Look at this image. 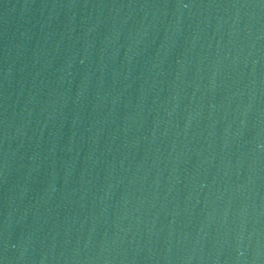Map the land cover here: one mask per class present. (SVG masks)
Here are the masks:
<instances>
[{
	"label": "water",
	"instance_id": "95a60500",
	"mask_svg": "<svg viewBox=\"0 0 264 264\" xmlns=\"http://www.w3.org/2000/svg\"><path fill=\"white\" fill-rule=\"evenodd\" d=\"M0 264H264V0H0Z\"/></svg>",
	"mask_w": 264,
	"mask_h": 264
}]
</instances>
